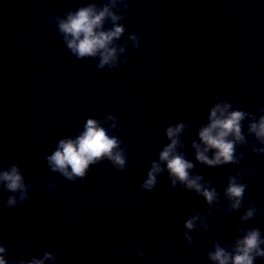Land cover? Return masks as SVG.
Instances as JSON below:
<instances>
[{
	"label": "water",
	"instance_id": "1",
	"mask_svg": "<svg viewBox=\"0 0 264 264\" xmlns=\"http://www.w3.org/2000/svg\"><path fill=\"white\" fill-rule=\"evenodd\" d=\"M107 3L0 0V172L16 165L28 185L24 200L0 186V244L10 260L47 254L55 264H216L209 253L217 244L232 251L248 230L264 234V153L254 151L264 143L249 132L264 116V0L114 2L109 11L121 18L106 19L101 30L122 28L111 44L116 63L97 70L98 59L67 47L58 21ZM225 101L248 114L245 142L236 144L238 163L210 167L193 144L203 147L199 132ZM86 120L118 139L126 163L105 156L82 179L67 180L48 157ZM180 124L177 152L194 165L190 176L217 192L211 205L173 185L160 160L171 143L167 129ZM154 163L162 171L149 191L143 185ZM232 177L247 185L239 209L226 194ZM12 196L18 202L10 207ZM253 207L255 216L242 222Z\"/></svg>",
	"mask_w": 264,
	"mask_h": 264
},
{
	"label": "clouds",
	"instance_id": "2",
	"mask_svg": "<svg viewBox=\"0 0 264 264\" xmlns=\"http://www.w3.org/2000/svg\"><path fill=\"white\" fill-rule=\"evenodd\" d=\"M114 2L120 0H108L103 7L95 4L80 7L75 12H69L64 19H59L58 27L67 47L79 58L98 59L97 70L105 66L115 67L117 50L111 47L113 41L122 34L121 27L113 26L109 31H102L103 22L107 19L109 23L115 25L121 17L114 16L109 9ZM133 40L136 37H132ZM123 52V49H120ZM247 113L240 110H233V106L228 102L216 104L210 111L209 123L199 132L200 140L203 144H193L196 149V158L203 164L210 167L222 166L229 163H238L235 155L237 143L245 142L242 133V121L247 117ZM184 125L180 124L167 129V136L171 143L164 148L160 154V160L167 163V168L175 185L177 181L185 184L190 190H195L202 194L211 205L217 199L215 189H210L201 184L202 177H191L190 170L194 165L177 152V145L180 143V133ZM250 134L264 143V116L255 121L249 127ZM119 148V141L115 136H109L107 130L93 120L84 122L83 131L75 140H61L58 149L48 157L49 165L53 171L58 172L67 180L73 178L82 179L89 164H93L102 157H108L118 167H124L126 161ZM259 153H264V148L254 149ZM209 152L213 155L209 156ZM162 171L160 163H154L152 170L148 174V179L143 185L144 189L152 190L157 182V174ZM0 186L13 192L19 193V199L28 198V185L20 168L13 165L9 170L0 172ZM247 185L240 183L237 177L230 178L229 186L226 189L228 198L232 201V209H239L245 194ZM16 196L8 199V205L17 204ZM256 208H250L241 220L252 219L256 214ZM197 218L189 219L186 228H194V221ZM187 235V233H186ZM191 241V237H188ZM9 249L0 244V264H44L45 261H55L45 254L40 260H25L8 258ZM143 256V253H140ZM264 259V234L259 229L248 230L242 238L236 241L235 247L229 251L219 244L215 246V251L209 253V259L216 264H256L257 259Z\"/></svg>",
	"mask_w": 264,
	"mask_h": 264
}]
</instances>
